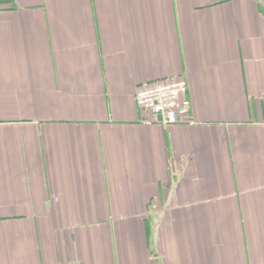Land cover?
Masks as SVG:
<instances>
[{"label": "crops", "instance_id": "obj_1", "mask_svg": "<svg viewBox=\"0 0 264 264\" xmlns=\"http://www.w3.org/2000/svg\"><path fill=\"white\" fill-rule=\"evenodd\" d=\"M0 264H264V0H0Z\"/></svg>", "mask_w": 264, "mask_h": 264}, {"label": "built area", "instance_id": "obj_2", "mask_svg": "<svg viewBox=\"0 0 264 264\" xmlns=\"http://www.w3.org/2000/svg\"><path fill=\"white\" fill-rule=\"evenodd\" d=\"M185 78L168 79L139 87L136 103L139 109L164 126L192 123V102ZM161 118V122L158 119Z\"/></svg>", "mask_w": 264, "mask_h": 264}, {"label": "rangeland", "instance_id": "obj_3", "mask_svg": "<svg viewBox=\"0 0 264 264\" xmlns=\"http://www.w3.org/2000/svg\"><path fill=\"white\" fill-rule=\"evenodd\" d=\"M165 80H168V79H165ZM162 81H164V80H162ZM187 97L189 98V96L187 95ZM191 116V115H190Z\"/></svg>", "mask_w": 264, "mask_h": 264}, {"label": "water", "instance_id": "obj_4", "mask_svg": "<svg viewBox=\"0 0 264 264\" xmlns=\"http://www.w3.org/2000/svg\"><path fill=\"white\" fill-rule=\"evenodd\" d=\"M158 121L161 122V118H159Z\"/></svg>", "mask_w": 264, "mask_h": 264}]
</instances>
